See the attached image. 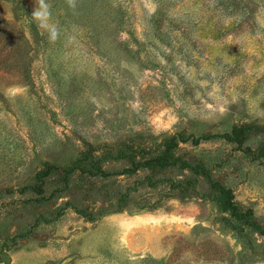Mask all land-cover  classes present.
<instances>
[{"label": "rangeland", "instance_id": "1", "mask_svg": "<svg viewBox=\"0 0 264 264\" xmlns=\"http://www.w3.org/2000/svg\"><path fill=\"white\" fill-rule=\"evenodd\" d=\"M46 2L0 0V264H264V0Z\"/></svg>", "mask_w": 264, "mask_h": 264}, {"label": "trees", "instance_id": "2", "mask_svg": "<svg viewBox=\"0 0 264 264\" xmlns=\"http://www.w3.org/2000/svg\"><path fill=\"white\" fill-rule=\"evenodd\" d=\"M131 169L130 172H136L140 167L149 166L151 169L156 170L157 168H161L165 165V158L161 159L160 156L152 157L148 160L144 161H135L134 157L130 156ZM213 187L220 191V194L223 195V205L226 210L229 211L231 217L237 220L239 224H242L243 227H249L255 225V219L251 213L250 209L242 208L239 204L233 201V198L230 195V191L223 188L221 183L218 181L213 183Z\"/></svg>", "mask_w": 264, "mask_h": 264}, {"label": "clouds", "instance_id": "3", "mask_svg": "<svg viewBox=\"0 0 264 264\" xmlns=\"http://www.w3.org/2000/svg\"><path fill=\"white\" fill-rule=\"evenodd\" d=\"M70 9L77 8V0H66ZM36 5L31 13L38 27L45 30L50 43H55L61 35L60 28L52 21L51 5L46 0H36Z\"/></svg>", "mask_w": 264, "mask_h": 264}]
</instances>
